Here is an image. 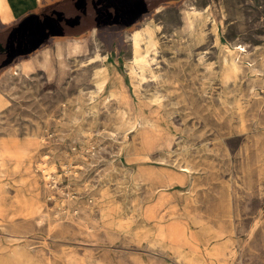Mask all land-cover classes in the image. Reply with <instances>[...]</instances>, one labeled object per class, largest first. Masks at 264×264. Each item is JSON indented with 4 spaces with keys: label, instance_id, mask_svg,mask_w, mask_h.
<instances>
[{
    "label": "rangeland",
    "instance_id": "1",
    "mask_svg": "<svg viewBox=\"0 0 264 264\" xmlns=\"http://www.w3.org/2000/svg\"><path fill=\"white\" fill-rule=\"evenodd\" d=\"M149 1L0 68V264H264V0Z\"/></svg>",
    "mask_w": 264,
    "mask_h": 264
},
{
    "label": "crops",
    "instance_id": "2",
    "mask_svg": "<svg viewBox=\"0 0 264 264\" xmlns=\"http://www.w3.org/2000/svg\"><path fill=\"white\" fill-rule=\"evenodd\" d=\"M5 3H8V10L0 12L3 24L0 28V68L38 50L51 37L79 35L75 36L78 38L83 36L81 33L99 28L133 25L151 6L149 0H5ZM133 27L130 26L134 42L133 37L144 34L145 26ZM133 44L132 58L135 54ZM57 47L61 49L62 45L58 43ZM162 231L165 229L159 228V232ZM177 232L176 227H170L168 233L177 240Z\"/></svg>",
    "mask_w": 264,
    "mask_h": 264
},
{
    "label": "bare ground",
    "instance_id": "3",
    "mask_svg": "<svg viewBox=\"0 0 264 264\" xmlns=\"http://www.w3.org/2000/svg\"><path fill=\"white\" fill-rule=\"evenodd\" d=\"M8 10V3H5V0H0V12H5ZM238 49H241V50H245V48L242 46V45H238L237 46ZM170 141V140H169ZM153 142V141H152ZM162 143V142H161ZM168 143V141H167ZM44 164V163H43ZM42 170H43V175L48 178V176L50 175V172L47 171V167L46 166H43L42 167Z\"/></svg>",
    "mask_w": 264,
    "mask_h": 264
},
{
    "label": "trees",
    "instance_id": "4",
    "mask_svg": "<svg viewBox=\"0 0 264 264\" xmlns=\"http://www.w3.org/2000/svg\"><path fill=\"white\" fill-rule=\"evenodd\" d=\"M2 66V65H1Z\"/></svg>",
    "mask_w": 264,
    "mask_h": 264
}]
</instances>
